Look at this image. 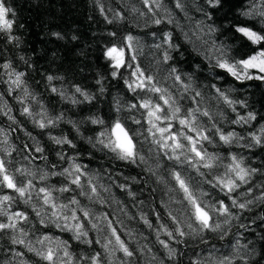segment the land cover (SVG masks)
<instances>
[{
    "label": "trees",
    "instance_id": "16d2710c",
    "mask_svg": "<svg viewBox=\"0 0 264 264\" xmlns=\"http://www.w3.org/2000/svg\"><path fill=\"white\" fill-rule=\"evenodd\" d=\"M161 7L157 8L152 0L146 6L143 0H7V5L13 9L10 19L14 20L11 35L17 37L15 42H8L4 34H0V64L10 61L12 67L19 72H24L25 86L32 95L37 96L40 103L47 109L49 116L55 117L63 113L61 120L55 128L41 130L33 123L32 117L21 115V105L14 99L15 96H22L23 91L16 89L12 95H8V84L0 83V109L6 104L12 109V115L16 117L17 123L13 124L7 116L0 114V128L8 136V144H4V136L0 134V148L12 149V155L7 157L12 161L10 170L25 168L30 171L39 170L61 171L68 167L67 161L59 160L57 153L64 152L67 156L78 155L77 163L84 165L88 176L97 185L100 197L105 203L101 204L96 200L90 201L86 196H80L79 189L75 192L54 193L60 199L57 203H67L73 195L80 201L82 207L89 210L93 217H100L107 214L112 220L113 226L117 228L118 234L135 255L131 258V264H190L192 260L208 261L222 259L223 256H237L234 249L239 241L238 253L245 256L246 260L237 258L232 264H264V200H257L264 193V145L253 148L244 147L250 142L249 133L260 135V128L264 127V82L258 80L237 81L224 70L215 67L216 57L220 54L216 49L223 46L224 51L230 59H240L251 55L257 46L240 38L234 33V26L248 23L257 31L262 27L259 17L251 19L241 15L249 10L252 0H222V6L216 9L209 8L205 0H181L183 10L176 8V0H158ZM149 8L152 11H149ZM103 9V13L101 12ZM120 13L122 19H116L109 24L105 16L112 20L116 13ZM143 13V15H141ZM206 13L211 15L208 19ZM154 19H161L162 23H152ZM172 22L169 23L168 21ZM197 22H200L198 28ZM216 29L208 33V26ZM203 29L201 31L200 29ZM116 32V38L108 35ZM170 33L173 48L168 49L171 59L163 62V54L167 45L157 49L156 44L163 40L164 33ZM59 33V36L54 35ZM131 34L134 37L133 48L136 49L137 61L148 73L154 75L158 86L166 88L175 98L180 100L186 110L196 107L189 97L195 91L202 94L199 106L202 110H208L213 119L201 118V124L211 127L215 123L225 132L235 131L245 140L239 144L225 146L222 144H205L210 153L227 157L229 153H235L244 157L246 167L255 168L257 172L250 178L247 184L242 185L233 195L239 203L252 200L253 203L241 210L232 208L234 218L227 224L223 223V217H218L217 222L222 224V232L227 235L220 238L221 232H206L201 243L199 238L188 239L187 245H177L171 242L173 248L178 249L182 255L175 260H169L167 250L157 240V231L161 224L167 225L169 230L175 228L168 213L180 215L181 206L174 201L180 198V194L171 191L174 181L170 179L169 170L174 166L172 161L167 160L161 152L152 147L150 141L145 142L148 135V125L141 118L139 111H122L119 115L125 119L133 132H139L137 139L138 148L141 154L146 157L147 162L136 163L120 161L101 150L98 145L93 148L88 143V138H95L101 130L99 125H92L87 122L90 116H97L105 119L115 118V104L117 101L126 108V105L134 100V94L129 92L124 85L123 78L128 76V70L122 69L121 76L112 78L108 62L103 57V51L112 43H122L123 37ZM75 37V39L73 38ZM206 41V43H205ZM21 57L24 59L22 60ZM172 68H176L184 83H191L192 89L183 93L182 86L174 83L169 77ZM5 71L0 69V72ZM52 75L59 77L48 82L46 77ZM102 79L98 85L97 80ZM189 77L191 80L189 81ZM4 80L8 77L4 76ZM74 85H79L83 90L94 95L91 102L78 104L71 103L70 99H61L57 93L50 91L51 87L62 89L67 97H72ZM226 92L235 101H244L246 107L239 103L235 105L236 111L224 104L217 98L215 88ZM104 92H100V88ZM151 95V94H147ZM183 99H180L181 96ZM141 98H147L141 94ZM77 100L83 97L76 94ZM34 113L40 112L39 104L31 101ZM143 111V110H141ZM248 112L256 114V120L247 124H233L237 114L247 116ZM141 119V125L131 122V118ZM40 119L39 115L35 117ZM74 122L80 129L79 133L73 128ZM13 129H15L13 131ZM31 134L30 136L28 134ZM49 135L62 137L67 135L76 145L75 149L68 146L55 145ZM218 140V137L216 138ZM39 146L44 148L42 159H24L28 153L24 146ZM0 155H3L0 152ZM34 155H39L35 154ZM157 162L160 167L157 168ZM224 164L228 160L223 161ZM53 165L56 167L53 169ZM151 168L153 172L148 171ZM177 170H181L177 168ZM185 175H190L195 182L202 179L211 180L213 176L223 175V166L212 170L211 175L201 178L194 169H184ZM207 173L208 170L201 169ZM158 177L165 182H158ZM26 180V177H19ZM63 178L52 176L47 181L48 186H61ZM87 188V177L82 178ZM37 188L44 186L37 178L33 181ZM119 185H125L124 189ZM103 186V187H101ZM200 187L208 196L207 200L215 201L224 199V194L219 189H214L210 184L204 183ZM75 188V186H73ZM107 191H104V189ZM251 188L252 191L248 192ZM7 191V190H6ZM131 191L134 196H130ZM14 195V193H11ZM97 198V199H99ZM230 204V201H226ZM41 202L33 192L30 203L25 204L17 201L13 204L11 211H23L28 216L27 222H20V227L28 233L27 241H31L34 247L39 248L36 240L41 235H49L53 238L68 240L70 251L79 257L81 252L89 255L95 251H101L99 245L89 248L87 245L79 244L70 239L71 233L63 232L54 225H42L36 216L33 206L37 210ZM50 211V210H49ZM142 216L152 223L148 227ZM159 217V219H157ZM4 219V218H0ZM93 222H97L95 219ZM99 227H105L106 222L98 221ZM245 225V227H240ZM89 231V238L95 239L97 232L91 229L86 223ZM186 230V229H185ZM12 231L0 233V264H45L40 261L33 252L27 250L24 245L11 243ZM107 235V232L104 233ZM17 237L20 233H15ZM160 239L167 240L163 231L160 232ZM247 245V249L243 246ZM51 246L55 247L53 243ZM143 249V251H139ZM150 249V251H149ZM22 253L15 256L14 253ZM211 254V257H210ZM62 255V253H61ZM155 257V259H153ZM123 254L116 253V258L111 264H120ZM105 264H109L106 259Z\"/></svg>",
    "mask_w": 264,
    "mask_h": 264
},
{
    "label": "snow or ice",
    "instance_id": "6c2138e0",
    "mask_svg": "<svg viewBox=\"0 0 264 264\" xmlns=\"http://www.w3.org/2000/svg\"><path fill=\"white\" fill-rule=\"evenodd\" d=\"M143 2L146 6L149 4V0H143ZM152 3H155L157 8L161 7L158 0H152ZM205 3L211 9L222 6V0H205ZM183 7L181 0H176V8L183 10ZM149 11L151 12L152 9L149 8ZM101 12L103 13V9H101ZM13 14V9L7 5V0H0V34H4L10 43L18 39L11 35L14 20L9 17ZM241 15L249 19L253 17L260 18L262 27L259 31L253 26H249L248 23L234 26V33L239 34L241 39L250 42L251 45L257 46V49L251 55H247L244 58L230 59L224 51L223 46H221L216 49L220 54L216 57L215 67L224 70L240 82L251 80L264 82V0H252L249 10L242 12ZM206 16L208 19L212 18L208 13H206ZM122 18L118 12L112 20H109L105 16L109 24H112L116 19ZM168 22L171 23L172 21L169 20ZM152 23L159 25L162 23V20L154 19ZM197 25L199 28L200 22H197ZM200 30L203 31L202 28ZM207 31L208 33H213L216 29L209 25ZM54 35L59 36V33H54ZM108 35L115 39L117 34L116 32H110ZM73 38L75 39V37ZM133 40L134 37L131 34L124 36L122 43H112L106 47L103 51V57L111 69L112 78L121 76L122 69L128 70L129 75L123 78V82L127 90L134 94V100L128 103L126 108L117 101L115 104L117 115L115 118H109L107 122L105 119L97 116L88 117L87 122L101 127V130L96 134L94 139L92 137L88 138V143L93 148L99 145L101 150H107L117 160L130 163H136L139 160L142 163H146V157L141 154L136 139L141 133L133 132L128 126L127 121L119 115V113L125 110L128 112H140L142 120L148 125L146 129L148 135L145 136V142L150 141L152 145L149 148V153L155 148L157 156L162 152L167 160L172 161L174 164L169 170V176L174 181V187L171 191L180 194V198L174 201L181 206L180 215L176 216L169 212L168 216L172 223L176 225L175 228L169 230L167 225L161 224L156 235L158 243L167 250L168 259L175 260L182 253L178 249L173 248L171 242L177 245H187L188 239L195 240L199 238L201 243H206L204 239L206 232H221V239L227 235L226 232H222V224L217 222V218L223 217V223L227 224L234 218V214L231 211L232 208L243 210L253 203L252 200L239 203L233 194L242 185L249 182L250 178L257 172V169L246 167L244 157L238 156L235 153H229L227 157H224L216 153H210L207 150L205 144L212 145L219 143L231 146L239 144L240 141L245 140V137L235 131L225 132L223 128L218 127L215 123H212L211 127L201 124L202 117H207L210 121L213 119L208 110H202L199 106L200 100L198 98L202 99L201 92L195 91L194 95L189 97L196 104V107H190L185 110L180 100L175 98L168 89L158 86L154 75L146 72L139 63H135L137 55L135 54L136 49L133 48ZM171 40V34L165 32L162 42L155 45L157 49L167 45L162 57L164 63H167L171 59L168 52V49L173 48ZM21 59L23 60L24 58L21 57ZM0 69L5 70L0 72V83L8 84V95H12L16 89L23 91L22 96L14 97L21 105L22 116L32 117L34 125L41 130L55 128L63 120V113L55 117L49 116L47 109L40 103L37 96L29 92L23 79L25 76L24 72L16 71L10 61L0 64ZM4 76H7L8 79L4 80ZM169 77L174 80V83L182 86L183 93H187L192 89L191 83H184L176 68L171 69ZM46 79L50 83L54 79H59V77L48 75ZM102 79L103 77L97 80L96 83L100 85ZM188 79L190 81L191 77ZM212 87L215 88L217 98L231 107L232 111H236L235 105L237 103L241 107L247 106L244 101L231 99L226 92L216 88L215 85ZM73 88L74 93L72 97H67L62 89H57L56 87H51L50 91L57 93L61 99H70L73 104L85 101L91 102L95 99L94 95H89L79 85H74ZM100 92H104L103 87L100 88ZM76 94L83 97V100H77ZM141 94H145L147 98H141ZM2 95L0 94V98H2ZM183 98L184 96L182 95L180 99ZM28 101L39 104L40 112L34 113L32 104L28 103ZM11 113L12 109L6 104L0 109V114L7 116L8 120L15 124L17 123L16 117ZM37 115H39L40 119L35 118ZM254 120H256V114L248 112L246 117L237 114V119L233 120L232 123L247 124ZM131 122L141 125V119H136L135 117L131 118ZM69 123H72L73 128L79 133V127L74 122L70 121ZM259 131L260 135L249 133L250 142L242 146L253 148L258 145H264V127H261ZM0 134L4 136L3 143L8 144V136L2 128H0ZM28 135L30 136L31 134L29 133ZM217 137L218 140L216 139ZM49 139L55 145H66L70 149L76 148V145L67 135L62 137L49 135ZM24 149L28 153L24 159H47V157L43 156L44 148L39 146V144L35 146L25 144ZM14 150V147L12 149L0 148V152L3 153V155H0V218H4L0 219V233L12 231L14 234L11 237V243L13 245H24L28 251L33 252L45 264H105L106 259L111 264V261L116 258L117 252L123 254L120 264H131V258L135 253L121 239L117 228L113 226V222L108 219L107 214L93 217L89 210L81 206L80 201L75 195L67 198V203H57L60 197L55 196L54 193L63 195L64 193L75 192L77 189H79L78 194L80 196H86L90 201L96 200L98 203H105L102 198H99L100 193L97 185L88 176L85 166L77 163L78 155L67 156L63 151L58 152L57 156L59 160L69 163V166L64 167L61 171L41 169L39 172H35L25 168L10 170L12 161L7 159V157H10ZM34 153L39 155H34ZM225 159L228 160L226 164L223 163ZM220 166H223L225 169L223 175L213 176L211 180L202 179L199 183L195 182L190 175H185L183 171L188 168L194 169L203 178L206 175H211L212 170ZM52 167L54 169L56 166L53 165ZM159 167L160 164L157 162V168ZM177 168L181 170H177ZM201 169L208 171L206 173L201 171ZM148 171L153 172L151 168ZM153 175H155V172H153ZM21 176L27 179H19ZM37 176L44 186L36 187L33 181ZM52 176L63 178L60 187L47 185V181ZM84 177H87L88 191H85V183L82 180ZM157 179L158 182H165L160 177ZM204 183L210 184L214 189H219L225 198L215 201L207 200L208 193L204 192L200 187ZM119 187L124 189L126 186L119 185ZM104 191H107V189L105 188ZM251 191L252 189L249 188L248 192ZM33 192H35L36 198L41 202L40 208L43 209V211H40L36 209L35 205L33 206L40 224L54 225L63 232L71 233V240L87 245L89 248L93 245H99L101 251L92 252L90 255L87 252H81L77 258L69 250L70 244L68 240L41 235L36 240V244L40 245L39 248L34 247L31 241H27L28 233L20 227V222H27L29 218L25 212L11 211V208L18 200L25 204L30 203L33 198ZM11 193H14V195ZM128 194L134 196L131 191ZM256 199L264 200V193L256 197ZM226 201H230V204L226 203ZM141 218L148 227H152V223L147 217L142 216ZM94 219L97 222H93ZM100 220L106 222L105 227H99L98 221ZM86 223L90 224L91 229L97 232L95 239L89 238V231L85 226ZM240 227L243 228L245 225H240ZM17 231L20 233L19 237L15 235ZM161 231L164 232L167 240L160 239ZM105 232H107V235L104 234ZM53 243L55 247L51 246ZM233 247L237 250L238 258L246 260L245 256H240L238 253L239 241ZM243 247L247 249L248 246L244 245ZM139 251H143V249ZM14 255L21 256L22 253L16 252ZM237 256L226 255L222 259L215 260L214 258H210L208 261L192 260L190 264H232V260L237 258Z\"/></svg>",
    "mask_w": 264,
    "mask_h": 264
}]
</instances>
